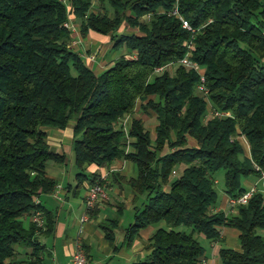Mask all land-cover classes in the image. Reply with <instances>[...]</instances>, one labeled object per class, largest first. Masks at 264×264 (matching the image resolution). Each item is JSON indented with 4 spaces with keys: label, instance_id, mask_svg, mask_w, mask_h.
Segmentation results:
<instances>
[{
    "label": "trees",
    "instance_id": "trees-1",
    "mask_svg": "<svg viewBox=\"0 0 264 264\" xmlns=\"http://www.w3.org/2000/svg\"><path fill=\"white\" fill-rule=\"evenodd\" d=\"M175 6L194 33L171 13ZM69 18L82 37L109 34L112 46L128 53L95 72L71 44L63 24ZM123 21L137 32H117ZM190 38L202 81L197 69L177 62ZM263 59L264 0H0V264H46L39 236L53 232L55 217L35 199L56 183L47 163L65 158L48 143L46 128L63 129L71 118L79 184L104 182L84 172L90 163L123 158L135 165V175L112 172L134 199L145 194L124 227L125 243L156 228L146 257L132 264H203L195 234L216 241L222 225L238 230L240 249L221 245L219 264H264L258 187L235 212L214 210L217 170L224 169L230 197L248 188L242 179L249 175L264 182ZM169 61L171 71H153ZM208 104L222 114L206 117ZM137 105L153 114V132ZM35 209L45 215L43 227L26 217ZM117 224L118 217L100 223L110 242ZM18 245L30 247L25 258L16 257Z\"/></svg>",
    "mask_w": 264,
    "mask_h": 264
},
{
    "label": "crops",
    "instance_id": "crops-1",
    "mask_svg": "<svg viewBox=\"0 0 264 264\" xmlns=\"http://www.w3.org/2000/svg\"><path fill=\"white\" fill-rule=\"evenodd\" d=\"M135 29L136 28H131V32H137ZM94 33L98 32L89 30L86 36L82 37L77 29L75 32H72V38L77 40L78 44H76V47L79 49L80 53L84 55L86 63L89 66L94 67L95 72H99L111 62H106L102 57L100 60H96V54H102L104 47L107 45L106 43L99 42V38L95 36ZM103 35V40L108 42L110 41L108 45H112L109 34ZM92 48H95L94 53H92L95 57L93 59H88L87 55ZM136 108H138V105ZM136 108L135 114L144 120L143 116L136 113ZM72 127L73 124H68L63 129L49 127L46 128L48 143L51 146L54 145L55 150L58 152H63L65 155L64 161L62 163L49 161L46 165L47 174L62 185L60 190V198L57 199L53 197L49 192L41 193L38 196V202L41 204L42 208H44V210L50 211V213H52V215L55 217L53 232L48 235L39 236V240L45 245V250L41 257H43V262L46 264H69L70 254L73 247V239L76 235L77 227L79 225V216L84 210H82L80 204H78L74 198H70V194L74 196L77 193L78 188L83 187V204L88 182L87 180L83 179L79 184L78 178L75 175L77 167L74 168L72 166L71 168H67V157L63 150L65 145L71 143ZM152 131H154V125ZM239 138L243 143L245 151L248 152L247 142L242 136H239ZM133 169V165L130 163V161L123 158H116L108 163L103 164L90 163L84 168V172L86 173H97L99 176L104 177L107 192L113 187L115 195L109 196L108 194V199L98 203L94 207L93 213H90L88 220L82 224V232L80 235L87 256L86 264H132L133 261L143 259L147 255L148 250L146 249L145 244L152 231L156 228V225H148L141 229L131 241V243H125V246L123 245L125 242L124 234L121 242L117 243L114 232V241L110 242L105 237L103 229L100 226V223L104 219L109 218L104 212L106 210L105 205H111L112 207L116 205L117 209L120 207L119 203L131 206L133 205V192H126L120 187L113 186L112 184L113 182H116L112 172H118L119 175H126V173H131ZM71 171H75L73 176H71ZM258 179L259 177H256V180H251L248 177H245L243 183L246 187H250L254 184H256L257 187L256 181ZM120 197L123 198V201ZM228 197L229 196H227L222 189V195L216 202L214 209L223 210L225 212H235L236 210L231 209L228 203ZM133 206L135 207L136 205ZM120 221L121 220L118 218L117 227L120 226ZM116 228H114V231ZM261 232H264V230H261ZM207 242V246H204L205 259L203 264H219L218 250L221 246L219 243H228L232 245L229 247H232L236 250L240 249L238 230L228 225H222L220 227L219 240L210 241L207 239ZM28 252H30V247H23L20 245L16 246L17 258H25L26 253Z\"/></svg>",
    "mask_w": 264,
    "mask_h": 264
},
{
    "label": "rangeland",
    "instance_id": "rangeland-1",
    "mask_svg": "<svg viewBox=\"0 0 264 264\" xmlns=\"http://www.w3.org/2000/svg\"><path fill=\"white\" fill-rule=\"evenodd\" d=\"M93 10H97L95 4L92 6ZM76 28L78 29V24H76ZM134 29V28H133ZM117 32H123V31H126V32H129L131 31V27H129V25L126 23V21H123L120 26L118 27V29L116 30ZM135 31H137V29H135ZM95 36H97L99 38V42H102V43H106L107 46L104 47V51L102 54H96V60H100L101 57L104 58V60L108 63L112 62L116 57H118L120 54H123V53H128L127 51V48L124 46V45H119V46H112V45H108V41H105L103 40L104 39V35L103 34H99V33H94ZM110 36V35H109ZM72 42V41H71ZM77 44V42H74ZM95 51V48H92L90 49L88 55H91L92 53H94ZM86 54V52H85ZM95 57V56H94ZM85 58V57H84ZM86 60V59H85ZM91 61V60H90ZM262 63L264 65V59L262 60ZM108 66V65H107ZM93 70H95L94 67H92ZM169 70L171 71L172 70V65L168 67ZM214 112L213 110H210V105L208 104V113L206 114V117L209 116V112ZM136 113L143 116L144 117V123H145V126L151 131L153 129V125L155 123V120L153 118V114L150 113V112H146V111H143L142 109H138L136 108ZM73 119H69L68 121V124H73ZM67 124V125H68ZM190 142L193 143L194 141L190 139ZM53 148H55L54 145H52ZM64 152L66 154V157H67V168H71L72 166L74 168H76V166H74V162H73V149H72V144L71 143H68L67 145L64 146ZM132 165H133V171L131 173H126L127 176H131V175H135L136 174V168H135V165L130 162ZM72 172V175H74V172ZM223 177H224V169H219L217 170L215 173H214V178L216 180L215 182V189L217 191V201L219 200V198L221 197L222 195V189H223ZM249 179L251 180H256V176L254 175H249L248 176ZM243 180L244 178L242 179V183H243ZM105 183V181H104ZM257 183V187H258V190L264 194L263 190H264V182L263 180L261 179H258L256 181ZM113 186H116V187H120L122 190L126 191V192H129L131 190V188L129 187V184L124 181V180H121L119 179L118 181L116 182H113L112 183ZM244 184V183H243ZM84 192V188L83 187H79L78 188V191L77 193L72 196L70 194V198H74V200L76 202H78V204H80L82 210L84 209V203L82 204V194ZM108 194L109 196H115L114 195V189L113 187L108 190ZM117 198V196H116ZM121 198V197H120ZM122 201H123V198H121ZM120 199V201H121ZM145 199V194H137V197L133 200V205H136L137 207L141 206V202L144 201ZM120 207L119 209H117V206H109V205H105V208L106 210L104 211L106 216L108 217H118L121 221H120V226L117 227L115 229V235H116V242L117 243H120L121 242V239H123V234H124V227L127 226L132 220H133V214H134V206L132 205H126V204H122V203H119ZM111 207V208H110ZM105 216V217H106ZM74 218V217H72ZM103 220V219H102ZM158 225H164L163 222H159ZM258 231H261L260 229ZM195 236L197 237V239L201 242V244H203L205 247L207 246V239L200 233H196ZM220 245H226V246H232L228 243H219ZM124 246L126 245L125 242L123 244Z\"/></svg>",
    "mask_w": 264,
    "mask_h": 264
},
{
    "label": "built area",
    "instance_id": "built-area-1",
    "mask_svg": "<svg viewBox=\"0 0 264 264\" xmlns=\"http://www.w3.org/2000/svg\"><path fill=\"white\" fill-rule=\"evenodd\" d=\"M171 13L177 15V17L181 20L182 27L190 30L192 33L195 32V29L191 26V24L187 21V19H185L184 17H182L179 14L176 6L172 9ZM149 14L150 13H147L145 15V17L148 18ZM63 24L65 26H67L71 30V32H75L77 30L75 22L71 18H69V20L64 22ZM191 38H190V40L185 42L186 47H187L186 51L182 57L177 59V62L185 65L186 67H193V68L197 69L199 71V74H200V80L202 81L203 75L201 73V67L198 66L190 58L191 50H192V46H193V40ZM74 42H77V40L72 39L71 44L72 45L76 44ZM131 56H135V53L133 52L131 54ZM87 57H88V59H93L94 55L93 54L87 55ZM172 63H173L172 61H169L165 64L156 66L153 71H160V70L164 69L165 67L171 66ZM199 87L201 89H203V91H206V88L203 86V84H199ZM212 113L214 115L215 114H222L219 111H214ZM126 120H127V115L125 117H123L120 121V124L123 126V129H126V127H125ZM100 178L104 179V177H102V176H100ZM259 179H262V175L259 177ZM61 188H62L61 183L56 182L49 193L53 197L59 199ZM256 189H257L256 184H254V185L248 187L245 191H243L241 194H239L235 197L229 196L228 197V203H229L231 209L236 210L237 205L246 203L249 196ZM107 199H108V192L106 190V186H105L104 182L96 181V182H93L87 186L86 193L84 195V200H83L84 210L79 216V225L77 227L76 235L73 239V247H72V251L70 254L69 264H86L87 263V256H86V252H85V249L83 247L81 235H80L82 232V224H83V222L88 220L89 215H90V211L95 207V205H97L98 203L103 202ZM35 201L38 202V198H36ZM26 217L29 218L32 222H34L39 227H43L45 224L44 215L39 209H35V210L31 211Z\"/></svg>",
    "mask_w": 264,
    "mask_h": 264
}]
</instances>
